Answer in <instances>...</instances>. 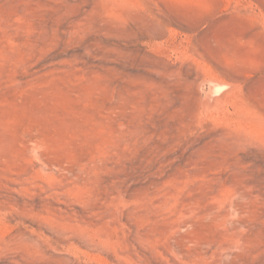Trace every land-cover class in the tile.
Instances as JSON below:
<instances>
[{
	"label": "rangeland",
	"instance_id": "374dc122",
	"mask_svg": "<svg viewBox=\"0 0 264 264\" xmlns=\"http://www.w3.org/2000/svg\"><path fill=\"white\" fill-rule=\"evenodd\" d=\"M0 264H264V0H0Z\"/></svg>",
	"mask_w": 264,
	"mask_h": 264
}]
</instances>
